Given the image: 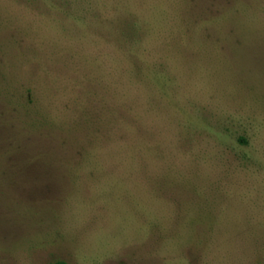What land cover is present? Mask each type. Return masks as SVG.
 <instances>
[{
  "label": "rangeland",
  "instance_id": "374dc122",
  "mask_svg": "<svg viewBox=\"0 0 264 264\" xmlns=\"http://www.w3.org/2000/svg\"><path fill=\"white\" fill-rule=\"evenodd\" d=\"M264 264V0H0V264Z\"/></svg>",
  "mask_w": 264,
  "mask_h": 264
},
{
  "label": "trees",
  "instance_id": "16d2710c",
  "mask_svg": "<svg viewBox=\"0 0 264 264\" xmlns=\"http://www.w3.org/2000/svg\"><path fill=\"white\" fill-rule=\"evenodd\" d=\"M54 264H68V263L67 262H64V261H57Z\"/></svg>",
  "mask_w": 264,
  "mask_h": 264
}]
</instances>
